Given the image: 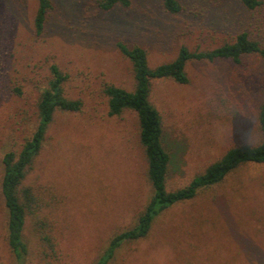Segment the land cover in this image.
<instances>
[{
	"label": "rangeland",
	"instance_id": "rangeland-1",
	"mask_svg": "<svg viewBox=\"0 0 264 264\" xmlns=\"http://www.w3.org/2000/svg\"><path fill=\"white\" fill-rule=\"evenodd\" d=\"M49 1L36 34V0H0V177L4 153L16 152L37 123L35 102L54 64L67 76L64 95L82 107L55 112L24 179L35 198L23 228L24 264H93L111 236L135 223L151 194L136 116H108L102 93L105 84L132 88L131 65L117 42L145 49L150 66L170 61L180 46L212 49L241 30L264 47V0L254 10L238 0H179L176 15L161 0H129L109 11L98 0ZM185 69L186 84L157 79L150 93L170 157L168 190L228 148L260 140L264 57L190 61ZM5 236L0 196V264H15ZM109 264H264V165L242 166L169 208L147 238L122 245Z\"/></svg>",
	"mask_w": 264,
	"mask_h": 264
},
{
	"label": "trees",
	"instance_id": "trees-1",
	"mask_svg": "<svg viewBox=\"0 0 264 264\" xmlns=\"http://www.w3.org/2000/svg\"><path fill=\"white\" fill-rule=\"evenodd\" d=\"M34 31L43 30L46 15L52 7L49 0H36ZM246 10L261 5L260 0H238ZM129 0H98L99 9L109 11L115 7L127 8ZM162 8L171 15L182 10L179 0H161ZM120 53L129 61L132 73V88L125 89L105 84L102 93L106 97L107 115L119 116L123 111H132L138 123V139L146 161V178L151 194L138 213L135 223L110 237L108 243L93 264H109L116 252L126 243L140 241L150 234L157 218L169 208L193 200L200 193L221 185L226 178L242 166L264 165V93L258 109L257 123L260 140L256 144H241L228 148L220 157L209 163L203 171L194 174L182 187L166 188L169 153L163 144L161 117L150 102L152 81L170 79L177 84H186V64L190 61L229 60L238 64L246 55L264 57V47L252 39L247 31L235 34L232 41L206 50H189L180 46L173 59L155 66L148 64L147 53L140 46L129 47L117 42ZM50 78L38 93L35 110L37 123L19 149L10 150L2 157L0 196L6 212V243L12 252L15 264H24L28 249L23 237L25 217L33 211L32 189L23 185L24 179L35 158L40 153L47 129L57 111L79 112L82 102L67 98L62 85L67 76L56 65L49 67ZM16 93H20L18 89ZM47 239V238H46Z\"/></svg>",
	"mask_w": 264,
	"mask_h": 264
}]
</instances>
